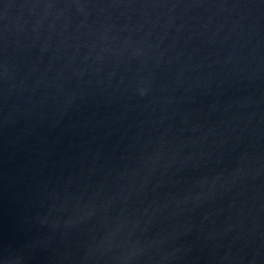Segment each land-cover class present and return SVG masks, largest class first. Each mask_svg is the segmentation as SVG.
Wrapping results in <instances>:
<instances>
[{"label":"clouds","instance_id":"9594fccd","mask_svg":"<svg viewBox=\"0 0 264 264\" xmlns=\"http://www.w3.org/2000/svg\"><path fill=\"white\" fill-rule=\"evenodd\" d=\"M0 264H264V0H0Z\"/></svg>","mask_w":264,"mask_h":264},{"label":"water","instance_id":"95a60500","mask_svg":"<svg viewBox=\"0 0 264 264\" xmlns=\"http://www.w3.org/2000/svg\"><path fill=\"white\" fill-rule=\"evenodd\" d=\"M10 225V217L6 213H0V226L8 227Z\"/></svg>","mask_w":264,"mask_h":264}]
</instances>
